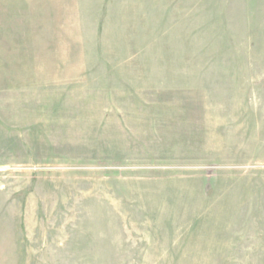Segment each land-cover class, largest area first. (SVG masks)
I'll list each match as a JSON object with an SVG mask.
<instances>
[{
    "label": "rangeland",
    "instance_id": "obj_1",
    "mask_svg": "<svg viewBox=\"0 0 264 264\" xmlns=\"http://www.w3.org/2000/svg\"><path fill=\"white\" fill-rule=\"evenodd\" d=\"M0 264H264V0H0Z\"/></svg>",
    "mask_w": 264,
    "mask_h": 264
}]
</instances>
